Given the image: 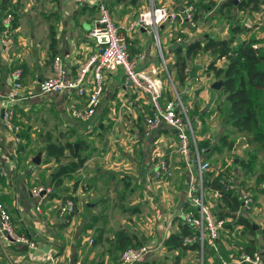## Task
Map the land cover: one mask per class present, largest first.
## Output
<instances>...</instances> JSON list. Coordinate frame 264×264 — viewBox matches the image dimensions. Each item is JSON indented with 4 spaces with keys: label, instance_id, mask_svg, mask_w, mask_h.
Listing matches in <instances>:
<instances>
[{
    "label": "crops",
    "instance_id": "1",
    "mask_svg": "<svg viewBox=\"0 0 264 264\" xmlns=\"http://www.w3.org/2000/svg\"><path fill=\"white\" fill-rule=\"evenodd\" d=\"M17 1L18 0H9L10 4H15ZM104 1L106 4V0ZM138 1L139 0L136 1L137 5ZM154 1L159 0H148L147 5L150 4V2H152L151 4H154ZM155 4L157 5V3ZM113 6L116 7L115 10L118 9L119 6H121V10L118 12L119 22L113 20L114 23L120 28L127 26L130 21L128 22V20H125L123 18V14L126 12L125 8H133L136 6L132 5L129 0H123L121 3L117 4V6ZM168 6H172V8L175 7L174 3H171ZM52 11L54 15L51 14V21L44 30L46 35L42 38H38V36L35 34V31H28L27 33L21 35V32H18L19 28L14 24V15L10 12V10H6L2 18H0V95L4 94L9 88L11 72L17 68L21 69L22 71L20 80L21 98L18 97L15 103L11 106L14 112L13 118L17 117V114L19 116L20 113H23L21 109H26L27 104L25 103V99L23 100V97L27 93H31L27 90L35 87L39 92V82L52 75L51 63L52 58L55 55H59L62 57L66 69L69 71V74L73 76L76 73V70L80 63L83 62L85 58L88 57L95 49V42L88 37L87 31L92 26L93 21L97 16L96 7L75 4L70 2L69 0H54V10ZM8 13L11 14L13 18L8 34H4L2 20ZM168 26L167 24H164L158 27L159 30L157 32V35L159 33L160 38V48L164 55L167 52L169 54H173L171 53L172 51H170L171 44H169L170 42H167L166 30L169 29ZM148 31L149 30L141 29L125 33L126 40L129 44V51L132 54L143 53L145 55V59L142 63L139 64V67L150 70L155 68L156 66L159 69V65H161V59L158 47L155 42L153 43V35H150V32ZM3 38H6V45H4L1 41ZM152 44L154 45L152 46ZM252 44H257V42H254ZM165 47L168 48L167 51L164 49ZM172 49L174 51V48ZM18 50H20L21 52H17ZM10 56L13 57L11 58ZM186 69H188V72H186ZM192 70V68L190 70L188 65L187 67H185L184 73L186 74V76L183 84L178 81L176 76L175 79H172L171 82H173L175 88L177 87V85H184L191 80L198 79V72L196 78L191 77L190 74ZM122 75L123 73L121 70L116 73L107 75L102 94V100L99 108L96 110V114L98 115L96 116L97 119H99L100 129H103L104 127L102 126L103 118L101 106L104 103V98L105 96H107V92L109 93L113 89V97L111 100L112 106L109 108L110 110H114L116 101L121 102V104L125 101L129 104V95L127 94L123 86ZM35 81L37 83H35ZM201 84H203V82ZM171 85L170 89L172 91ZM203 92L205 93L206 91L201 90L200 96L202 97V99H205V97L203 96ZM179 94L180 93H178V95ZM51 95L57 97V100H66L68 105L72 98H76L74 95H71L69 93H48L42 95V97L44 96L45 98H47ZM166 95L167 97H171V92L169 95ZM8 106L9 105L4 100V98L0 97V150L2 155V159L0 161V181L1 176H6L4 164H6L8 168L12 169L15 164L20 163V159L16 157V154L18 153L17 142L20 141L22 144L26 142V144H28L27 141L29 140L27 135L19 136V133H11L5 128L2 116L4 109H6ZM130 113L132 120L130 123L132 125L130 127H132L134 134L131 139L132 143L137 144L140 147H138L139 153H135L137 146L135 147V150L134 148L124 149L123 147H120V149L116 150V153L114 154L116 159H114V161L112 162L113 165L109 166L112 167V170H107L106 165L97 166L96 170L91 172V177L86 182V184H84V186H80L79 181L77 180L74 182L72 181L73 177L75 176L74 174L78 170L74 174H72L70 178L64 179L61 187H63V189H68L64 186V184L67 180V182L70 181L69 183H67V185H71L68 191L72 194L71 197L75 200V202L77 201V197H80V199L86 204L87 210L82 216H74V220L73 214L69 217L68 221H64L59 218L56 208L61 202L60 200L62 198H60L59 194H56L55 192V196L54 193H52L53 195L51 194V196L47 200L49 195L48 194L44 199L45 201H41L40 206L44 207L43 211L41 209L37 211L35 207L38 204V201L36 203H33L29 199V197L32 196L30 193L31 189L24 191L21 197H19L20 195L18 196L17 194H14L13 187L10 188L9 186H6L4 190H0V202H2L7 207L10 214L12 212L16 217L15 221H17V225L14 224L15 227L19 226L20 228H22L24 231L19 232L28 233L30 235V238L36 242L37 248L34 250L29 249L23 245L12 244L14 247L22 251V254L19 257H26L28 259V264H92V259L96 255L103 258L102 264H108L107 258L109 257L110 252L120 251L114 246V234L120 229H123L128 233L133 243L141 241L144 239V237H147V242L141 243L155 246L156 252L153 255H150L151 259H156V255L160 251L159 249H157L156 243L161 246V249L164 248L162 245L163 240L171 232L174 231L170 230L169 227H171L172 224H175L176 226L175 218L180 212L178 213L179 210L174 213L164 211L165 209L169 211L170 207H173V204L171 203L173 202V200L171 199L170 195V189L173 188H169L168 184L166 185V183L155 181L152 178L150 156L154 150L159 152L163 150L162 153L164 152L163 154L165 155V157H168L166 156V151H168L169 148L175 150L174 137L172 131L164 127L153 129L151 130L150 134L147 135L145 133V126L143 125L141 118L139 116L135 117L131 111ZM109 115L110 114H108V116ZM199 118L200 117H197V120L195 121L197 126L194 128V130L202 128V123ZM20 138H23V140L21 141ZM240 139L245 141V145L240 141ZM79 140L81 139H77L76 141L70 143L73 144L75 152H79V154L81 155V150H83L84 148L79 147L83 140H81V143L79 142ZM54 142L59 141L54 140ZM76 142H78V144H76ZM237 142H240L241 147H238L237 144H234L233 149L230 151V155H227L225 159V165H230L229 167H234L229 163L231 158H245L248 151V144L245 138L238 137ZM59 143L65 144L68 142ZM27 148L29 149L30 146L28 145ZM67 151L68 150L65 151L64 157L66 156ZM126 151H128L130 154ZM68 153L72 158L71 160H73V156L69 151ZM234 153H237L238 155H235ZM20 154L22 155L23 152H20ZM126 155L132 158L131 161H133V158L136 155L140 156L141 163L139 162V159L138 162L140 167L142 166L144 170L143 174H146L144 177L143 175H133V173L130 171L122 172L121 169L124 168L123 164L125 161V157H128ZM81 156L87 157L82 167H89L91 165V162L93 161L92 158L89 157L86 153ZM228 156H230V159ZM104 158H108L109 160V153H104ZM56 162V166H58V164L67 163H60V160ZM52 173L53 172L50 173V176ZM149 173L150 178L148 176ZM151 179L152 181L149 182ZM72 187H75V190H72ZM136 192L139 193V195H141L142 197L138 195L135 199L132 200L131 196L135 195ZM186 192L187 191H185L184 194L183 192H181L182 194L180 193V198L184 195L186 199ZM155 199H159V202H157ZM254 204L250 210L245 211L241 208V211L256 226L259 221L255 220L254 214L259 210H256ZM148 207L153 211L151 217H149L147 213L143 211L144 208L147 209ZM106 210H110V216H105ZM128 212L129 215L125 216L126 214H128ZM116 214L121 217L117 219L115 217ZM110 219L114 220L111 222ZM137 219L143 222H138ZM135 224L139 225L141 231L137 230ZM143 225L147 226L149 228V231H142ZM235 227L241 229V226ZM241 233H243L242 230ZM254 234H248L250 237L248 246H244V248L239 247L241 249L240 256L246 253L247 247H250L254 252H258L259 254H261L262 259L264 250H260V252L256 249H262V247L261 243L260 246H258L259 244L257 243H259V241L254 238ZM51 241H54V245ZM2 244L6 245L7 243L4 242ZM97 249H99V252L96 251ZM233 249H237V247H235L234 245ZM53 250L54 262H50L47 258V255L52 254ZM201 252V254H203L202 250ZM240 256L238 258H240ZM235 261L236 258L233 259V262ZM95 264H101V261L96 262Z\"/></svg>",
    "mask_w": 264,
    "mask_h": 264
},
{
    "label": "rangeland",
    "instance_id": "2",
    "mask_svg": "<svg viewBox=\"0 0 264 264\" xmlns=\"http://www.w3.org/2000/svg\"><path fill=\"white\" fill-rule=\"evenodd\" d=\"M113 1L114 0H106V3L108 4V9L112 19L116 22H119L118 12L121 10V6H119V8L115 10L116 7H114L113 5H117L114 4ZM159 1H154V5H156L155 3H157V5H159L158 3L166 5L174 3V6H176L178 4H181L183 1H197L198 3V6L196 7L197 18L195 19V27H191L183 22H175L170 26L167 25L169 28L166 30L167 42H170V51H172L171 53L173 54H169L167 52L164 55L165 60L168 61L166 69H164L162 63L161 65H159V69L156 66L155 69L163 78L164 86L166 88V94L168 95L170 94V92H172L170 89L171 81L173 78L175 79V70L172 68V63L175 59V51H173L172 48L175 49L180 44L185 45L195 40H202L204 34H211L215 37L227 36L231 25L235 24L236 22H241V24H245L248 29L244 33L240 34L239 38L249 40L255 39L257 40L254 41L257 42V48L260 47L264 49V4H262L259 9L252 12L249 11V9L241 11L229 7L220 9L221 4L227 0ZM147 3L148 0H139L136 7L125 8L126 12L123 14V18L125 20H128V22L132 21L140 11L149 7L152 2H150V4L148 5ZM2 6H4V8ZM6 10H10V12L13 13L15 19L14 24L19 28L18 32H21V35L27 33L28 31H35V34L38 36V38H42L46 35L44 30L51 21L50 17L54 15L52 13V10H54V0H18L15 4H10L9 0H0V18H2ZM147 30H149L148 32H150V35H153V43H160L159 33L156 40L155 32L153 31V29ZM153 45L154 44H152V46ZM164 49L167 51L168 48L165 47ZM17 52L21 51L18 50ZM10 57L12 58L13 56ZM211 60L212 56L210 53L198 52L195 58L188 63V67L190 68V70L191 68L194 69L196 65L201 66V69L198 71V79L191 80L184 85H177L176 91H178V93H180L182 97H185L183 104L189 117L191 118V121L192 116L196 117L197 113L200 114L199 119L202 123V128L196 129L195 134L198 136L201 135L202 138H208L213 142L217 140L218 136L222 132H227L226 129L228 127V104L225 102V96L222 95L219 91L220 89L213 90L211 88V84L216 81L214 75L212 73L206 75V73L204 72V69L211 62ZM217 64L218 66H221L223 65V61H218ZM202 82L203 84H201ZM35 83L37 82L35 81ZM196 89L199 90L198 93L196 92ZM201 90L206 91L205 93L203 92V96L205 97V99H202V97L200 96ZM27 91H30L31 93H27L24 96L25 98L23 97V100L25 99V103L27 104L26 109H21L23 113H20L19 116L17 114V117L13 118L12 129L7 128L6 126L5 128L11 133L17 134L23 132L22 134L27 135L29 138V140L27 141L28 144H26V142L23 144L20 141L17 142L18 153L16 154V157L20 159V163L15 164L12 169L8 168L6 164H4L6 176H1L0 190H4L6 186H9L10 188L13 187L14 194H17L18 196L20 195L19 197H21L24 191L28 189H32L33 187L38 186H47L49 184L52 188V191L48 195L47 200L54 192L56 194H59L60 198L67 196L71 197L72 194L68 192L71 185H67V183H69L70 181L67 182V180L65 183L66 185L64 184V186L68 189H63V187L61 186L59 188L53 187V185H51L50 183V173L56 170L57 162L51 158H48L44 153V147L48 138L52 139L53 141L56 140L63 143L73 142L77 139L83 140L79 147L84 148L83 150H81V155H84L86 153L89 157L92 158L93 161L91 162V165L89 167L84 166L74 174L75 176L73 177L72 181H79L80 186H84V184H86V182L91 177V172L96 170L97 166L106 165L107 170H112V167L109 166L113 165L112 162L114 161V159H116L114 154L116 153V150L120 149V147H123L124 149L134 148L135 150V147L137 146L135 153H139V146L132 143L131 139L134 134L132 127H130L132 125L130 124L132 120L128 102L124 101L121 104V102L116 101L118 103L117 104L114 101V110L109 109L112 106L111 100L113 97V89L109 93L107 92V96H105L104 103L101 106L103 118L102 126H104L103 129L99 128V119H97V114H95L89 122L74 120L69 116L68 104L66 100H57V97H55L54 95H51L47 98H45L44 96L42 97V95L39 94L38 90L35 87ZM108 114L110 115L108 116ZM192 125L194 128L197 126L194 121H192ZM227 133L229 134L230 138H234L230 132ZM20 139L21 141L23 140V138ZM196 139L198 140L199 138ZM237 139L238 138H236L235 142H237ZM76 144H78V142H76ZM235 144H237L238 147H241L240 142H237ZM28 145L30 146L29 149L27 148ZM247 147L249 148V145ZM162 151L163 150H161V153ZM20 152H23V154L21 155ZM166 152V156H168L167 158L170 161L172 175L168 178H165V180H162V182L166 183V185L168 184L169 188H173L175 192L173 191V189H170L171 199L173 200V202L171 203L173 204V207H170L169 211H167V209H165L164 211L174 213L179 210V213L180 207L183 204V200H185L184 195L180 198V193L183 192L184 194V192L187 191L188 178L186 173L184 172V166L179 154L172 148H169V150ZM104 153H109V160L108 158H104ZM234 154L238 155L237 153ZM227 155H230V152L224 151L221 155L215 154L211 158V162L213 164L212 170L223 173L229 183H233L237 186H249V188L251 189L253 196H255L254 205L256 207V210H259L254 214L255 220L259 221V223L256 225L257 229L255 230V234L253 236L259 241V243H257L259 244L258 246H260L261 243L262 249L256 247L255 248L258 251L264 250V191L261 190L263 189V186L261 187L254 185L255 177L253 175H249L252 184H242L241 180L243 178V172L238 168L235 169L234 167H229L230 165H225V159ZM36 156L39 157V163L35 164L33 163V158H35ZM71 159L72 158L67 151L66 156L60 159V163H65ZM131 159L132 158L130 156L125 157V161L123 164L124 168L121 169L122 172L130 171L133 173V175H143L144 177L146 174H143L144 170L142 166L140 167L139 165V162L141 163L140 156L136 155L133 158V161H131ZM253 171L255 172V174L259 173V167L255 166ZM149 175L150 173L148 174V176ZM5 180L7 181V183ZM151 181L152 179L149 182ZM203 189L207 200L206 202L213 203L216 196L214 194L212 195L210 190L204 187V182ZM138 195L139 193L136 192L135 195L131 196V199H135ZM139 196L142 197L141 195ZM29 199L31 202L36 203L40 200V197L32 195L29 197ZM159 199L155 200L159 202ZM62 200L63 199H61L60 201ZM76 200L78 210H76L73 217L77 215L82 216L87 210L85 202H83L80 197H77ZM43 208V206H40V209L42 211ZM211 210L213 212L217 211V208L214 206V204L211 205ZM143 211L147 213L149 217H151V215L153 214V211L149 209V207L147 209L144 208ZM105 212V216H110V210H106ZM11 214L14 224L17 225V221H15V215L12 212ZM127 215H129V212L125 216ZM115 217L118 219L121 216L116 214ZM113 220L114 219H110L111 222ZM137 221L143 222L138 219ZM135 225L137 230L141 231L139 225ZM169 228L170 230H176L175 224H172ZM16 230L24 231L19 226H16ZM241 230L242 228L240 229L238 227H234L232 230H230L223 226V228L219 232V237L215 242L216 248L206 243V252L208 253L207 264H236L235 262H233V259H237L240 256L241 249L239 247L244 248V246H248L250 240L247 232L241 233ZM142 231L147 232L149 231V228L143 225ZM147 240L148 238L144 237L141 242L146 243ZM51 242L54 245V241ZM156 245L157 249H159L160 251L159 253H157V257L155 260L159 264H176L174 263L173 258L175 253L168 252L164 248L161 249V246H159L157 243ZM234 245L235 247H237V249H233ZM96 251L99 252V249H97ZM120 253V251H111L109 257L107 258L108 264L120 263ZM201 253V251H185L181 255V258L179 259V262L177 264H203V254ZM21 254L22 251L14 247L12 244H0V264H28V259L26 257H19ZM52 254L51 255L54 256V250L52 251ZM102 260L103 258L96 255L92 259L91 263L95 264L96 262L101 261L102 264ZM261 260V264H264V255H262Z\"/></svg>",
    "mask_w": 264,
    "mask_h": 264
},
{
    "label": "built area",
    "instance_id": "3",
    "mask_svg": "<svg viewBox=\"0 0 264 264\" xmlns=\"http://www.w3.org/2000/svg\"><path fill=\"white\" fill-rule=\"evenodd\" d=\"M69 1L79 5L96 7L97 16L87 31L88 37L95 42V49L80 63L73 76L66 69L62 57L55 55L51 63L52 75L39 82V94L69 93L74 95L76 98H72L68 105L70 117L89 122L100 106L107 75L121 70L123 86L129 95L130 111L135 117L141 118L145 126V133L149 135L151 130L161 127L172 131L175 151L181 158L184 172L188 178L186 192L188 207L197 209V213L192 209L180 212L181 218L194 229L193 235L184 238V244L191 243L197 238L201 250L204 241L216 248L215 242L225 221L214 215L204 194V175L212 168V163L204 158V149H199L197 146L191 118L174 84L171 82V97H167L163 78L155 68L147 70L139 67V64L144 61L145 55L143 53L132 54L129 51V44L125 35V33L134 30L153 29L157 40L158 27L164 24L170 26L175 22H183L195 27L194 5L192 3L184 4L181 8L174 9L164 4H150L149 7L140 11L127 26L120 28L114 23L104 0ZM12 18L9 13L4 16L2 20L4 34H8ZM1 41L6 45V38ZM157 47L161 63L166 69L168 61L165 60L159 43ZM252 47L257 48V44H252ZM21 76V69L13 70L10 75L8 90L0 95L9 105L4 109L2 116L4 125L9 129L13 127L14 116L11 106L18 97L21 98ZM1 159L0 150V161ZM150 163L151 176L155 181L162 182L172 175L170 161L161 151L154 150L152 152ZM51 191L52 188L49 185L33 187L30 190L31 195L40 197L35 207L37 211L40 210L41 201ZM237 192L241 201V208L245 211L250 210L254 204V196L249 186L241 185ZM213 194L217 196L219 193L213 191ZM56 210L59 218L68 221L76 210V204L72 198L67 197L58 204ZM4 242L23 245L32 250L37 248L36 242L30 238L28 233L16 230L9 210L0 202V244ZM155 252V246L150 244L130 246L120 253L119 261L120 264H136ZM47 258L50 262H54V257L51 254H48ZM261 261V254L253 252L252 254H243L236 259L235 263L260 264Z\"/></svg>",
    "mask_w": 264,
    "mask_h": 264
},
{
    "label": "trees",
    "instance_id": "4",
    "mask_svg": "<svg viewBox=\"0 0 264 264\" xmlns=\"http://www.w3.org/2000/svg\"><path fill=\"white\" fill-rule=\"evenodd\" d=\"M122 1L114 0L113 3L117 5ZM136 1L129 0L135 6L137 5ZM191 3L195 8L194 19H196L197 1H183L173 8L179 9L184 4ZM262 4H264V0H227L221 4L220 9L229 7L241 11L249 9V11L253 12L259 9ZM247 29L248 27L245 24L236 22L231 25L227 36L215 37L211 34H204L202 40H195L187 45H178L174 49L175 59L172 63V68L175 70V76L178 81L183 84L186 76L184 69L187 67L189 61L191 62L198 52H208L211 54L212 60L206 66L204 72L206 75L212 73L216 80L222 81V86L219 91L225 96V102L228 104V127L226 131L230 132L234 138H230L227 132H222L217 140L212 142L208 138H202L201 135L198 136L195 134L196 138H199L198 140L196 139L197 146L199 149H204V158L211 162V158L215 154L221 155L224 151L230 152L234 147L236 138H245L249 145L246 157L242 159L231 158L229 163L234 168H238L243 172L242 184H252L249 175H253L255 177L254 185L263 186L261 190L264 191V49L252 47V43L257 41L255 39L239 38V35L247 31ZM218 61H223V65L218 66ZM196 92L198 93L199 90H196ZM179 96L183 102L185 97H182L180 94ZM196 115V117L192 116V121L194 122L197 120V117H200L199 113ZM22 133H19L20 136L23 135ZM240 141L245 145L244 140L240 139ZM79 142L81 143V140ZM66 150L73 156V160L65 164H58L56 171L50 177V183L53 187L62 186L64 179L70 178L72 174L84 165L87 159L86 156H81L79 152H75L72 143L62 144L54 142L52 139H47L45 146V154L47 157L59 161L64 157ZM255 166L259 167V173L257 174L253 171ZM203 182L204 187L209 189L212 195L213 191H218L219 193L214 198L213 203H207L210 207L214 204L217 208L216 212H212L217 218L225 221L224 226L230 230L235 226H241L243 232L254 234L256 226L241 211V201L237 192L239 185L229 183L223 173L214 171L212 168L205 173ZM72 190H75V187H72ZM67 197H63L62 199L64 200ZM188 205L189 203L185 199L181 206V211L186 212L192 209L197 213V209L189 208ZM75 212L76 210L73 214ZM175 220L176 230L171 232L163 240L162 245L168 252L175 253L173 258L174 263L177 264L185 251H201V246L197 238L191 243L184 244V238L193 235L194 229L181 218L180 213L176 216ZM114 238V246L121 252L130 246L141 244V241L133 243L131 237L123 229L115 232ZM206 243L204 241L202 248L204 252L203 264H207L208 260ZM253 252V249L247 247L245 254H252ZM137 263L159 264L155 259H151L150 255Z\"/></svg>",
    "mask_w": 264,
    "mask_h": 264
},
{
    "label": "water",
    "instance_id": "5",
    "mask_svg": "<svg viewBox=\"0 0 264 264\" xmlns=\"http://www.w3.org/2000/svg\"><path fill=\"white\" fill-rule=\"evenodd\" d=\"M234 1H237V0H234ZM201 68L200 65H197L195 66V68L192 70L191 72V77L193 78H196L197 77V72L198 70ZM222 86V81L221 80H216L214 81L212 84H211V88L214 89V90H219ZM33 162L34 163H39V157L36 156L34 159H33Z\"/></svg>",
    "mask_w": 264,
    "mask_h": 264
}]
</instances>
